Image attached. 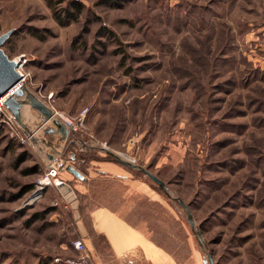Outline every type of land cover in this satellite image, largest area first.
Listing matches in <instances>:
<instances>
[{
	"label": "rangeland",
	"instance_id": "1",
	"mask_svg": "<svg viewBox=\"0 0 264 264\" xmlns=\"http://www.w3.org/2000/svg\"><path fill=\"white\" fill-rule=\"evenodd\" d=\"M74 2L77 16L58 21ZM9 29L24 82L74 125L58 161L60 175L75 162L92 177L79 184L85 223L128 191L96 175L113 161L161 195L140 202L147 231L186 263L206 256L179 201L113 151L189 205L217 264H264V0H0ZM15 122H0V264H68L74 208L38 189L46 165Z\"/></svg>",
	"mask_w": 264,
	"mask_h": 264
},
{
	"label": "crops",
	"instance_id": "2",
	"mask_svg": "<svg viewBox=\"0 0 264 264\" xmlns=\"http://www.w3.org/2000/svg\"><path fill=\"white\" fill-rule=\"evenodd\" d=\"M100 164L99 173H96L97 176L104 177L103 174H100L103 171L112 173L107 175L123 183L128 191L123 192L121 204L112 201L113 203L99 204L89 209L86 217L87 223L84 222V214L80 211L81 202L79 198L85 194L86 190L82 191L83 187L79 184H83L82 182L88 177L90 179L92 177L87 175L77 163L73 162V165L84 174V179L76 177L68 170L62 172L61 175L65 183L71 187L74 193L73 197L63 195V191L58 186L52 185L47 190L53 191L54 189L58 192V197L54 200L56 205L65 203L74 208L73 214L77 225V236L72 239V248L76 252L74 257L79 256L81 251L75 248L73 242L82 239L87 247L90 264H204L203 258L201 259L196 252H193L190 263L179 259L172 249L167 248L164 241L147 231L148 226L144 225L143 222L145 217H140L143 208L140 206V202L146 196L149 200L158 201L161 196L160 193L154 189L147 190L143 178L132 176L116 162L102 161ZM127 194L130 197H127ZM132 196L136 197L138 201L130 206V211H127L123 203Z\"/></svg>",
	"mask_w": 264,
	"mask_h": 264
},
{
	"label": "water",
	"instance_id": "3",
	"mask_svg": "<svg viewBox=\"0 0 264 264\" xmlns=\"http://www.w3.org/2000/svg\"><path fill=\"white\" fill-rule=\"evenodd\" d=\"M13 32L14 29H9L0 34V98L9 94L3 101L4 105L13 114L18 124L23 127L34 149L37 151L44 165L47 166L56 162L65 154L64 149L67 142L70 141L69 144L77 142L75 139H70L74 128L61 118L45 101L37 96L24 82V74L17 69L23 56L11 58L3 48V44L10 38ZM25 107L27 108V113L25 112ZM104 149L108 151L107 148ZM108 152L126 166L142 171L170 199L179 201L185 209L186 217L201 250L206 255L203 258L204 264H217L212 251L204 239L202 230L198 227L191 208L183 199L171 194L168 183L147 167L137 164L133 160L127 159L113 151ZM71 158H75L74 153H71ZM66 169L80 179L85 178L84 174L73 164H67ZM57 186L64 193L68 191L72 196L73 191L67 183L59 182Z\"/></svg>",
	"mask_w": 264,
	"mask_h": 264
},
{
	"label": "built area",
	"instance_id": "4",
	"mask_svg": "<svg viewBox=\"0 0 264 264\" xmlns=\"http://www.w3.org/2000/svg\"><path fill=\"white\" fill-rule=\"evenodd\" d=\"M25 61H26V59L23 58L19 62L18 67H19V71L21 73H23L22 70H23V65H24ZM24 79H25V74H24ZM0 122H2L4 124L7 123L9 125H11L10 123H13V124L16 123L15 122V117L6 108V106L4 105L3 101L2 102L0 101ZM67 123L70 126H72V127L74 126L72 124V121L69 120V119L67 120ZM15 136H17L22 143L27 144V143L30 142V138L28 136H26V137H20L17 134H15ZM57 161L56 162H53V163H51V164H49V165L46 166V173H45V175L41 179H39L38 184H37V187H39L38 189L40 191L42 189H44V187H47L48 185L57 186V184L59 182H65V180L60 175V173H61L60 172L61 171V167H63L64 162L62 160H60L58 162ZM38 198H39V193H38V196H36V199H38ZM73 245L75 246V248L77 250L82 251L83 253L81 255L77 256V257L67 258L66 260H67L68 264H90L89 254L87 253V247H86L85 242L82 239H77V240H75L73 242Z\"/></svg>",
	"mask_w": 264,
	"mask_h": 264
},
{
	"label": "trees",
	"instance_id": "5",
	"mask_svg": "<svg viewBox=\"0 0 264 264\" xmlns=\"http://www.w3.org/2000/svg\"><path fill=\"white\" fill-rule=\"evenodd\" d=\"M50 4H53V0H50ZM72 6L76 8V11H70L69 7H66L64 9H56L57 12L55 13V15L57 17V20L60 22H64V21L68 20L67 18L70 16L76 17L77 13H75V12H80L82 10V4L79 2H74L72 4ZM62 11L64 12V15H62L60 13Z\"/></svg>",
	"mask_w": 264,
	"mask_h": 264
},
{
	"label": "bare ground",
	"instance_id": "6",
	"mask_svg": "<svg viewBox=\"0 0 264 264\" xmlns=\"http://www.w3.org/2000/svg\"><path fill=\"white\" fill-rule=\"evenodd\" d=\"M17 69L19 70V67H17ZM22 70V69H21ZM9 94H7L6 96H8ZM6 96H4V97H2V98H0V101L2 102V101H4L5 100V98H6ZM27 108L25 107V112L27 113V110H26ZM30 119V118H29ZM36 195H38V193L36 194ZM36 195H34V197H31L30 198V202H33L35 199H36Z\"/></svg>",
	"mask_w": 264,
	"mask_h": 264
}]
</instances>
